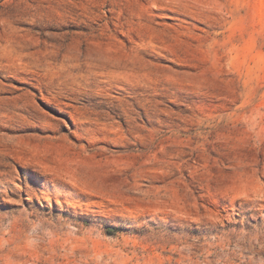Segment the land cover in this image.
<instances>
[{
	"label": "rangeland",
	"instance_id": "rangeland-1",
	"mask_svg": "<svg viewBox=\"0 0 264 264\" xmlns=\"http://www.w3.org/2000/svg\"><path fill=\"white\" fill-rule=\"evenodd\" d=\"M0 264H264V0H0Z\"/></svg>",
	"mask_w": 264,
	"mask_h": 264
},
{
	"label": "trees",
	"instance_id": "trees-1",
	"mask_svg": "<svg viewBox=\"0 0 264 264\" xmlns=\"http://www.w3.org/2000/svg\"><path fill=\"white\" fill-rule=\"evenodd\" d=\"M109 232H113V231H109Z\"/></svg>",
	"mask_w": 264,
	"mask_h": 264
}]
</instances>
